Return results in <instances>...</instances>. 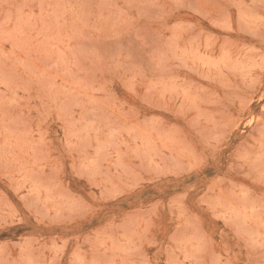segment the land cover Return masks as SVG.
I'll list each match as a JSON object with an SVG mask.
<instances>
[{"label": "rangeland", "instance_id": "374dc122", "mask_svg": "<svg viewBox=\"0 0 264 264\" xmlns=\"http://www.w3.org/2000/svg\"><path fill=\"white\" fill-rule=\"evenodd\" d=\"M0 264H264V0H0Z\"/></svg>", "mask_w": 264, "mask_h": 264}]
</instances>
